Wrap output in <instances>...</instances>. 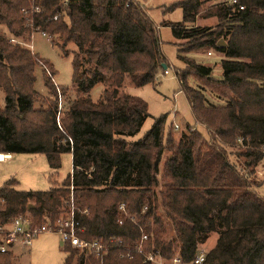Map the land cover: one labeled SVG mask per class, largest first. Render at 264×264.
Masks as SVG:
<instances>
[{
    "label": "trees",
    "instance_id": "obj_1",
    "mask_svg": "<svg viewBox=\"0 0 264 264\" xmlns=\"http://www.w3.org/2000/svg\"><path fill=\"white\" fill-rule=\"evenodd\" d=\"M215 1L205 13L202 0L177 2L172 8H182L183 21L163 23L182 42V54L223 56L220 79L186 56L176 72L205 133L186 124L176 141L161 116L131 142L150 114L122 88L128 79L136 87L152 84L168 68L145 8L133 0H0V27L7 29L0 28V154H44L54 172L63 154L73 158L72 174L48 191L6 182L0 224L23 215L53 226L74 214L85 229L80 236L102 241L107 252L97 257L67 245L64 264H152L138 249L142 233L145 250L166 259L190 263L217 234L203 264H264V198L257 193L264 180L255 177L264 160V0H238L244 10ZM206 15L218 20L215 28L195 26ZM29 21L63 56L72 55L74 95L48 79L46 94L36 91L37 71L49 64L11 42L27 40ZM14 260L11 251L0 254V264Z\"/></svg>",
    "mask_w": 264,
    "mask_h": 264
},
{
    "label": "rangeland",
    "instance_id": "obj_2",
    "mask_svg": "<svg viewBox=\"0 0 264 264\" xmlns=\"http://www.w3.org/2000/svg\"><path fill=\"white\" fill-rule=\"evenodd\" d=\"M133 1L145 8L146 14L156 26L159 32L160 49L170 73L166 75L163 67L160 68L155 82L143 87H136L132 85L131 81H129L130 79L126 80L122 91L144 100L148 105V113L150 114V117L145 121L140 132L130 137L128 140L135 142L142 139L152 128L155 119L161 116L167 117L165 133H168L173 127L175 129L176 125L180 127L179 129H173L171 131V135L176 141L181 138L186 124H189L192 129H197L205 133L204 128L197 127L194 122L187 98L183 92H180V85L176 77V72L177 70L184 69V61L180 57L186 56L195 59L200 64L212 67L214 69L213 76L220 79L222 76L220 63L223 56L214 51H212L211 56L208 53L186 55L179 51V46L182 42L174 37L171 27L164 26L163 23H178L183 21L182 8H172L173 5L182 0ZM202 1L204 2L202 13H205V11L215 7L217 4L215 0ZM217 25L218 20L208 15L200 17L195 23V26L200 27L215 28ZM26 27L28 28V32L26 33L27 40L23 41L19 39L11 40V42L30 49L40 59L49 64V67H40L37 71L36 91L42 95L46 94L47 88L45 86V81L48 79V81L57 86L60 90L69 91V94L72 93L74 95L75 83L73 82L72 55L68 57L63 56L60 47L55 45L50 37L45 36L38 29H35L31 21L26 23ZM0 28L4 32L7 30L4 27ZM74 48V45L69 46L70 50ZM50 67L53 69L52 71H54V74ZM192 85L197 86V83L193 82ZM102 90V85L95 87L91 92V98L94 101L98 100ZM3 97L4 94L0 92V101H2V104ZM210 98L212 101L217 102L215 96H210ZM61 102L60 96L59 110L61 109ZM168 155L167 152L161 163V182H163L162 175ZM72 171L73 158L70 153H65L61 156V166L55 172L51 170L44 154H15L11 155L10 158L6 159L4 162H0V188L9 180L16 179L18 181L16 189L19 191H48L54 185L62 184L69 175L72 174ZM255 177L259 180H264V160L256 169ZM257 193L264 198V186L257 189ZM153 237L154 235L152 234L151 239H153ZM217 238V234H213L210 241L203 246V249L209 251L215 244ZM66 248L67 245L59 234L48 232L39 236L29 248L16 244L15 247L11 249L15 257L13 264H64L67 257L65 252ZM143 249L145 250L144 247ZM145 251L146 253H152L151 251ZM159 255L161 257L157 256L155 259V263L157 264H165L167 261L171 260L166 259L160 253Z\"/></svg>",
    "mask_w": 264,
    "mask_h": 264
},
{
    "label": "built area",
    "instance_id": "obj_3",
    "mask_svg": "<svg viewBox=\"0 0 264 264\" xmlns=\"http://www.w3.org/2000/svg\"><path fill=\"white\" fill-rule=\"evenodd\" d=\"M230 4L235 7H239L240 10H244L243 6H239L238 0H230ZM59 17L60 15L55 19H58ZM209 55L211 56L212 54L209 53ZM169 73V69L166 68L165 74L168 75ZM179 128L180 127L178 125L175 126V129ZM9 158V155L2 156V154H0V162H4ZM3 204L4 200H1L0 209ZM120 210L122 212H126V205L122 204L120 206ZM84 231L85 229L82 228L80 223L75 220L74 214H71L67 218L56 222L53 226L51 224L37 225L34 224L33 220L28 216H16L11 219L8 224H0V254L8 253L13 247H15L16 244H20L22 247L29 248L39 236L48 232L59 234L66 245L72 248L78 249L80 251L86 250L97 257H101L106 254L107 247L103 245L102 241H88L80 236V234H83ZM147 240H149L148 235L142 234L141 245L138 247L139 252L145 256L147 261L155 263L156 257L161 256L159 253L145 252L142 244ZM205 260L206 252L204 249H201L197 257L190 263H185L180 257L176 256L170 261H167L165 264H203Z\"/></svg>",
    "mask_w": 264,
    "mask_h": 264
},
{
    "label": "water",
    "instance_id": "obj_4",
    "mask_svg": "<svg viewBox=\"0 0 264 264\" xmlns=\"http://www.w3.org/2000/svg\"><path fill=\"white\" fill-rule=\"evenodd\" d=\"M163 67H164V69H166V65H164ZM31 209H34V206H33V205H30L29 208H28L29 211H30Z\"/></svg>",
    "mask_w": 264,
    "mask_h": 264
},
{
    "label": "bare ground",
    "instance_id": "obj_5",
    "mask_svg": "<svg viewBox=\"0 0 264 264\" xmlns=\"http://www.w3.org/2000/svg\"><path fill=\"white\" fill-rule=\"evenodd\" d=\"M3 156V155H2Z\"/></svg>",
    "mask_w": 264,
    "mask_h": 264
},
{
    "label": "crops",
    "instance_id": "obj_6",
    "mask_svg": "<svg viewBox=\"0 0 264 264\" xmlns=\"http://www.w3.org/2000/svg\"><path fill=\"white\" fill-rule=\"evenodd\" d=\"M10 156V155H9Z\"/></svg>",
    "mask_w": 264,
    "mask_h": 264
}]
</instances>
